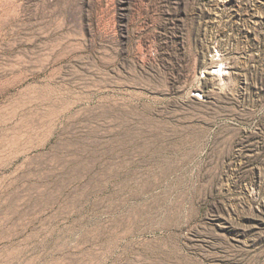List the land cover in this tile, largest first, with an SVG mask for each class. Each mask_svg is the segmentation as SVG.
Returning a JSON list of instances; mask_svg holds the SVG:
<instances>
[{"label": "rangeland", "instance_id": "rangeland-1", "mask_svg": "<svg viewBox=\"0 0 264 264\" xmlns=\"http://www.w3.org/2000/svg\"><path fill=\"white\" fill-rule=\"evenodd\" d=\"M0 264H264V0H0Z\"/></svg>", "mask_w": 264, "mask_h": 264}]
</instances>
